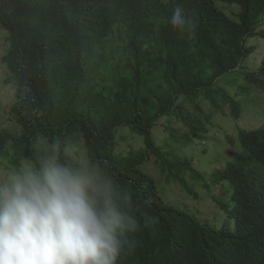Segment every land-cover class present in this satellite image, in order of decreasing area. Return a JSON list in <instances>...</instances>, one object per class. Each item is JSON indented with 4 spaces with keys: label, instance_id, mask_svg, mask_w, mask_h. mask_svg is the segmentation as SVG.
<instances>
[{
    "label": "trees",
    "instance_id": "obj_1",
    "mask_svg": "<svg viewBox=\"0 0 264 264\" xmlns=\"http://www.w3.org/2000/svg\"><path fill=\"white\" fill-rule=\"evenodd\" d=\"M218 1L239 5L237 19ZM178 5L197 16L195 37L166 23ZM263 13L264 0H0L15 90L0 171L34 139L67 136L155 217L118 264H264V59L242 65ZM236 70L245 83L220 85ZM149 160L212 213H192L204 205L170 194Z\"/></svg>",
    "mask_w": 264,
    "mask_h": 264
},
{
    "label": "clouds",
    "instance_id": "obj_2",
    "mask_svg": "<svg viewBox=\"0 0 264 264\" xmlns=\"http://www.w3.org/2000/svg\"><path fill=\"white\" fill-rule=\"evenodd\" d=\"M166 23L189 38L199 27L197 16L180 5ZM9 47L0 57L7 72L3 56ZM73 145L67 136L36 138L21 162L0 175V264H118L138 247L143 228L155 222L108 167L82 160ZM150 175L173 194L182 193L179 185Z\"/></svg>",
    "mask_w": 264,
    "mask_h": 264
},
{
    "label": "rangeland",
    "instance_id": "obj_3",
    "mask_svg": "<svg viewBox=\"0 0 264 264\" xmlns=\"http://www.w3.org/2000/svg\"><path fill=\"white\" fill-rule=\"evenodd\" d=\"M218 5L224 10V12L231 18L237 19V13L239 11V7L237 5L231 4V6H228L230 4H226L223 2H218ZM1 26V25H0ZM2 27V26H1ZM256 34L250 39L251 45L254 46V52L249 57L245 58L242 65H243V72H255L258 68L259 63L262 59H264V13L262 14L261 23H256ZM260 33V34H259ZM8 34L0 32V57L3 55L5 50L9 47V41H7ZM243 72H240L239 70L230 72L226 75H224L220 80V85L225 86L226 88L235 87L239 84V82H244L243 79H240ZM9 76V72H7V69L5 67V64L0 61V120H5L6 123L13 124V114H11L10 107L14 101L13 94H14V85L13 81L7 82V78ZM260 94H264V90H260ZM264 98V97H263ZM261 98V99H263ZM264 101V100H263ZM260 107H255L254 113L257 115V118H261L264 116V112H259ZM255 119V117H253ZM246 121V120H243ZM257 121H251L243 122L246 127H251L250 129H256L258 128L255 124ZM5 123V124H6ZM4 124V125H5ZM261 126V125H260ZM3 127V126H2ZM234 128V127H233ZM218 130V129H217ZM217 130H213L210 132L217 133ZM123 144V143H121ZM125 145V144H123ZM137 147L136 144L133 143V148L135 149ZM120 148V146H119ZM79 156L82 160H85L84 155L80 151ZM199 159H197L194 163L198 164ZM144 169L149 172L150 174L157 175L161 178H163L160 174V172L157 170V167L153 160H149L144 165ZM6 172V171H5ZM5 172L0 171V175L4 174ZM163 181V180H162ZM169 188V185H168ZM175 192H177V189H174ZM169 193L173 194L171 189L169 188ZM176 195L181 201H187L189 205L196 204L198 207H200L201 204L204 206L201 208L202 210H198L196 208H191V212L194 213L198 218H206L209 214L212 213L211 210V203L209 200L205 199L202 202L196 200L192 196H189L184 191L182 193H176Z\"/></svg>",
    "mask_w": 264,
    "mask_h": 264
}]
</instances>
